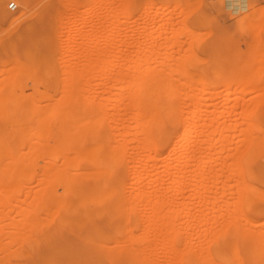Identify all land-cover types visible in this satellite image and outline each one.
I'll return each instance as SVG.
<instances>
[{
	"label": "bare ground",
	"instance_id": "1",
	"mask_svg": "<svg viewBox=\"0 0 264 264\" xmlns=\"http://www.w3.org/2000/svg\"><path fill=\"white\" fill-rule=\"evenodd\" d=\"M3 1L0 0V12L5 15L9 24L29 21L24 32L34 43L22 49L31 62L29 67L27 63V68H45L46 62L52 56L51 49L58 38L57 34L61 33L52 22L51 7L41 6L38 0L37 10L33 13L30 12L29 0H14L17 9L9 13L4 9ZM91 1L93 2L88 3V6L94 4V0ZM99 1L97 3L100 4ZM221 1L229 13L238 14L247 8L249 0ZM105 2L111 5L112 1ZM127 2L122 0L118 6L113 5L115 8H110V11L115 12V16L111 13L113 20L106 13L109 14V27L105 28L108 29L107 32L104 33V29L99 28L102 30L100 32L97 28L102 36L93 27L98 21L100 23L96 25L99 24V27L102 20H105L102 23H106L107 17L102 18L105 12L100 13L102 17L97 15L94 18L98 20L91 25L90 31L94 29L93 32L100 35L95 36L97 40L101 38L105 48L100 45L102 49H99L98 44L101 41L98 42L96 38L98 50L94 47L90 49L93 44L86 51H78V46L73 48L76 49L72 53L77 57L82 54L84 58H81L84 60H79V64L75 62L74 65H66L69 67L65 72V80L70 81L61 87L58 97L42 92L33 103L25 95L16 93V100L23 101L22 105V101H17L21 107L16 109V102H13L14 91L11 90L13 85L6 84L3 86L6 89L3 90L0 85L2 91L5 89L3 94L0 90V97H3V102L0 101V182L38 180L66 185L81 184L87 207L90 203L93 205V209L87 208L88 227L98 230L100 243L97 244L103 247V255L109 261L151 264H264V113L256 112L258 109L264 111V99L260 102L250 99L240 101L228 96L214 102L194 96L190 103L185 100L190 108L186 110L187 116L181 118V104H186L181 103L179 95L175 101L173 94L178 87L175 89V84L170 82L173 80L172 72H169L172 66L167 65L168 61L167 64L161 63L162 59H167L171 54H161L160 57L159 53L155 57V53L152 58L150 56L148 60H142L144 62L138 66L135 63L136 66L127 64L128 68L121 65V68L132 72L129 75H126L129 70L124 72L125 76L122 75L121 68L114 64L115 58L120 54V46L124 43L116 29L128 26L125 22L119 23L117 17L128 12ZM85 4L87 5H82L86 6ZM105 4V8H108V4ZM70 6L66 8L65 5V10H74ZM81 10L82 14L87 13L86 9ZM242 14L245 17L244 12ZM240 18L242 17L238 19ZM58 20L60 23L61 19ZM63 24L59 26H65L66 23ZM67 24L71 26L70 21ZM80 26H72V29ZM78 30L75 33L78 32L76 34L80 38L81 33ZM163 31L177 33L172 34V39L169 40L171 43L167 42L168 49L170 44L171 47L180 44L182 36L191 37L190 31L187 32L188 35L186 32L184 35V29L182 33L171 24ZM68 33L64 37L69 44L70 39H76L78 35L75 38V33L70 32L74 36ZM22 36L23 33H19V37ZM91 37L92 35L86 38L88 43L94 42V37ZM124 37L130 41L134 36ZM111 41L116 48L113 47L115 50H111L112 54L116 52L110 57L106 47L112 46ZM95 42L93 46H96ZM190 44L191 42L187 45L191 46ZM188 46L183 53L191 51L190 54L185 53L186 55L178 57L191 58L190 55L193 54L195 59L192 57V60L197 61L199 57L194 56V50L192 47L189 50ZM137 48L138 55L142 46ZM66 53L68 50L58 57L62 58ZM180 53L183 55L181 51ZM188 60L192 63L191 59ZM185 69L182 74H187L188 69ZM49 70L44 73H52ZM181 70L179 67L178 72ZM246 71L247 73L244 70L245 74L242 76L247 81L256 80L259 75L264 78L263 68L255 70L251 67ZM189 74L190 72L186 76ZM12 76L15 77V74ZM84 76L97 78L96 86L100 89L98 95H93L92 91L96 90L89 89V84L85 85L87 89H82ZM169 76L172 79L169 78L170 81ZM128 77L134 79L130 80ZM156 77L161 80L167 78L170 83L163 81L154 84L151 80ZM187 83L191 82L186 81L185 85L188 87L193 86ZM82 90L84 94L91 90L92 95L96 98L98 96L99 100L91 98V93L83 95ZM244 92V89H240L237 94ZM45 97L50 98V104L41 109L38 106ZM12 104L15 110L10 111ZM237 108L239 111L233 114V110ZM16 110H20V113L17 114ZM14 111L16 113L12 114ZM9 113L12 116H8ZM51 120L55 121L53 125L57 127L58 140L50 145L45 140H40V133L46 130L45 127ZM107 125H111L112 132L106 131ZM29 134L40 137L31 142ZM127 150L130 157L125 158H130V163L123 159ZM137 151L140 155L138 157ZM125 163L132 165L127 166L130 171L129 168L127 170L131 172L130 176L127 175L130 179H126L130 187L126 185L123 177ZM35 168L38 169L37 173L34 172ZM124 188L129 190L127 195ZM66 189L70 190L71 187Z\"/></svg>",
	"mask_w": 264,
	"mask_h": 264
},
{
	"label": "rangeland",
	"instance_id": "2",
	"mask_svg": "<svg viewBox=\"0 0 264 264\" xmlns=\"http://www.w3.org/2000/svg\"><path fill=\"white\" fill-rule=\"evenodd\" d=\"M37 1L38 0H29L30 12L33 11L34 13L37 10ZM79 1L40 0L41 6L49 5L51 7L52 22L54 25H57V27H55L57 29H60L59 31H61V33L59 32V34H57L58 38H56L53 43L51 49L52 56L49 61L46 62L44 66L45 68H27V63L29 67V64L31 62L23 53L22 49L25 46L34 43L33 39H30L25 36L27 33L24 32L27 28L29 21H20L14 25L9 24L5 18V15L0 12V85L2 86V90L3 88L6 89V87H3L6 84L10 83L11 85H13V88L11 89L12 91H14L15 94H13V96L15 97V99H13V102H16V107L14 106V108L19 109L21 106H19L20 102L17 104V101H22L16 100L18 97L16 96V93L25 95V97L29 99V102L30 100H33V103L35 102V100H37V98L40 97L39 95L42 92L55 96V98L58 97L62 90L61 87L65 85V83L67 85L70 81L65 80L67 76L65 75L66 69L70 66L71 63L74 65L75 62L78 63L79 60L81 61V59L84 58L82 54V58L81 56H75L76 54L74 55L72 52L76 48L74 50L73 48L75 46H78V51L80 49L81 51H86L87 49L89 50V47L92 44L94 45L95 38L97 40V37H100L99 34H101L100 32L102 30L99 28L104 29V33L107 32L106 30H108H105V28L109 27V20L107 15H111V13H114L115 16V12L110 11V8H115L119 5L122 0H111L112 2L108 0L109 2H111V5H109L110 3L108 4V2H105L106 0H100V4L97 3L98 0H94V4H90L91 6H88V3L93 2L91 0ZM127 1V3H129L127 4L128 9L126 8L128 12L125 14L118 15L117 17L119 23L124 24L125 22L126 24H128L127 27H121L119 29H116V32L120 33L122 41H124L123 45L120 46L121 49L119 56L117 55L118 57H116L114 60V64H116L117 67L121 68L120 66L122 65V67L125 66L124 68H128L129 65L127 66V64H133V66H138L139 64H142L144 62L142 60H148L150 56L152 58L155 53L156 55L160 53V57L161 54L163 56L171 54L170 56L168 55L167 59H162L161 63L167 64L166 61H168L167 65L172 66L169 72H172L171 78L174 81L170 78V76L168 77V80L169 78L172 80L169 81L172 82L171 84H175V89H177L178 87V89L176 90L177 92H174L173 94V97H175V101L178 100V95L179 97H181V103H185V100L186 102L190 103L192 100L191 98L194 96L204 98V100L208 99L207 101H209L210 99L214 102L224 100L228 96L233 97L234 99H240V101L250 99L255 102H260L264 99V78L262 79L259 75V78H257L256 80L247 81V78L242 76L243 74H245L243 73L244 70L247 73L246 70L251 67L255 70L259 68L264 69V0H249L247 8L243 11L245 17H243V12L238 14L229 13V11L224 8V3L221 0V2L218 0ZM10 2H14V0L3 1L4 9L9 13L17 9H10L8 7V3ZM174 2L178 6L175 5ZM84 3H87V5H82ZM105 3L108 4V8H105L107 7ZM164 3H167L168 5L166 6ZM74 4L77 5L75 6ZM95 4L98 5L96 8ZM65 5L66 8H69L70 6V8H74V10H65ZM67 5L69 6L67 7ZM93 5L95 6L92 7ZM174 5L176 6V8L174 7ZM103 6L106 10L108 9V11H105ZM82 8L86 9L87 13L82 14ZM92 8L95 9L93 10ZM101 8L104 11H102ZM101 12L103 14L105 12V14L102 15L103 17L101 16ZM97 15L98 17L102 18L107 17V24L105 22L102 23V21H105L102 20L100 27L98 26L99 24L96 25L99 21L95 24V26L98 27H93L97 31L98 29L100 30V32L98 31L99 34L97 32H93L94 29L93 31H90V27H92L91 25H93L95 21L98 20V18L96 20L94 19L97 17ZM238 16L242 18L238 19ZM111 17L112 15L109 16V19L113 20L114 17ZM58 19H61L62 23L61 20L59 23ZM66 21H70L71 28L68 25L69 23L67 24ZM71 21L73 22L71 23ZM78 22L79 24L81 23L82 27L78 24ZM63 23H66L65 26H59ZM104 24L107 26H102ZM168 24L173 25L177 30L182 31V29H184V35L185 32L188 35L187 32L190 31L189 36H194V39L193 37L191 38L187 36V38L186 35L182 36V34H180L182 36L181 37L179 35V38L181 37V45L178 44L179 47H177L178 45H175L174 48L171 47L170 44L168 49L167 46L169 44L167 45V42L172 39V34H175L168 31H163L165 28L168 27ZM75 25L81 27L73 28L75 29V31L79 28L78 31H80L81 33L80 38L79 34H76L78 32L75 33V31L72 29V26L74 27ZM66 29L69 31H66ZM62 31L64 32L62 33ZM21 32L23 33V36L19 37V33ZM67 32H69V35L71 33H75V38L78 35L76 39H70L69 44L67 42L68 40L66 41L65 39L66 37H64L67 36ZM192 32H194L196 35H194V33ZM90 33L92 35V39L97 34V37L95 36L93 39V43H88L87 41V39L91 36ZM75 34H72L70 36H74ZM125 35H133L134 37L131 38V40L129 41L124 37ZM58 39L60 40V42ZM98 39L99 40L97 41L100 42L101 38ZM85 40L87 42H84ZM111 42V48L108 47V45L106 47L108 50L107 54L110 55V57L116 52L115 51L112 54V49L115 48V45L113 44V41ZM189 42H191V46H188ZM194 42H196V44H194ZM96 43L97 42H95V45ZM101 43L98 44L99 49L105 48L103 47L104 44ZM128 43H130L131 45H128ZM168 43L171 42L169 41ZM150 44L153 45V47L150 46ZM66 45L68 48L66 47ZM93 45L92 47H90V49H92L93 47L94 49H96L97 45ZM100 45L102 46V48ZM138 46H142V51L140 52V54L137 55V52L139 51V49L137 48ZM187 46L189 50L191 49L189 47H192V50H194V52L192 51V53H195L194 56L196 55L197 58L199 57L197 61H194L195 57H193V54L190 55L191 58L185 56L187 57L186 60L184 59L185 57L179 58L186 55L187 53L190 54L191 51L183 53V50H185ZM64 47L67 48L65 50H68V53H66L65 56L63 55L62 58L65 59L62 61V58L58 56H62V53L64 54ZM69 47L72 49H70ZM154 50L158 51V53ZM180 51L183 53V55L180 53ZM106 57L109 58V56ZM155 57H158V55ZM192 57L194 58L193 60ZM134 59L136 60L132 61ZM187 59H191L192 63L189 60L188 62ZM83 60L84 59H82L81 62H83ZM129 61L132 62L130 63ZM61 62H64V64H61ZM17 63L18 65H21L22 68L21 66H18ZM122 63H126V65H123ZM66 65L69 66L67 67ZM152 66L150 68H153ZM179 67L182 69L181 72H178ZM183 67L188 69L187 74L188 72H190L188 76H186V72L182 74L184 69ZM47 68H52V71H50L51 69L49 70ZM43 69H45V73L47 70H49L48 72L52 73L45 74L42 71ZM15 70L19 71L17 72L18 74ZM128 70L129 69L121 68L122 75L125 76L126 73L124 72H128ZM129 71L130 72L126 75H129L130 73L132 74L131 70ZM13 73L15 74V77L12 76L14 75ZM176 74L178 75V77ZM256 75L258 76V74ZM87 76H84V81L82 80V89L84 90V88L87 89L89 87V89L91 90H96L95 92L92 91V93H94L93 95H98L100 93H98L100 89L99 86H96L98 83L97 78L90 79L89 77L87 78ZM131 76L132 75H130V78ZM192 76L193 78H195V80H193ZM12 77L16 79L14 80L12 79ZM130 78L128 77V79ZM158 78L159 77L154 78V81L151 80L152 83L160 84L161 82L163 83V81L165 83H170L167 78L166 80H161V78ZM35 79H38V81ZM186 81L191 82L187 84L193 86L191 87L189 85L190 87H188V85H185ZM85 85L88 87H86ZM179 85H181V88H179ZM240 89H244L245 92L237 94ZM4 91L0 93L3 94ZM90 91L88 90L89 93L87 94L86 92V94L89 95L91 93ZM82 93L83 95H86L84 94V91ZM93 95L91 96V98H95V100L98 101V96L96 98V96ZM20 97L18 99H20ZM2 98L0 99V101H2ZM45 98L44 100L42 99L43 101H41L38 106L41 109H45L50 104V102L48 101L50 98ZM24 102L28 103L26 101ZM189 103H185L186 105L181 104V118L183 116H187L186 110L187 108H190ZM22 104L23 101L22 103H20V105ZM26 105L27 104H25V106ZM14 108L12 104V109L10 111H13ZM237 110L238 108L233 110V112L231 109L233 114H237ZM16 111H18L17 114L20 113V110ZM16 111H14L12 114L16 113ZM262 111V109L256 110V112L259 114H263L264 111ZM240 112H238L239 115ZM10 115L11 113H9L8 116ZM54 122V120L49 121V124L47 125V127H45L46 130L43 133H40L41 137L39 136L40 140H45L46 143L50 145L54 144L58 140V130L57 127L53 125ZM110 126L108 127L107 125L105 127L107 132H112L113 129L110 128ZM31 135L28 136L29 139H32L31 142H34L39 139V137L36 138L35 136ZM126 153L127 155L123 156L125 162L127 160L125 156L130 157L128 156V150ZM136 155V157L140 156L138 151ZM128 159L129 160L127 161L128 163H130V158ZM125 164L126 165H124L122 172L124 173L123 177L126 181L124 182L127 183L129 182L128 180L130 179V177L128 176H130L131 172H129L130 167H128L129 169L127 168V166H129L130 164ZM36 171L38 172L37 168H35L34 172ZM127 172L129 174H127ZM127 178L128 180H126ZM164 181L166 182L165 179ZM143 184L145 186V182H143ZM126 185L128 186V183ZM66 187H71V189L67 190ZM128 187H130V183ZM81 188V184L66 185L56 182H41L38 180L0 182V264H151L117 263L109 261L104 257V249L102 246L98 245L100 243L98 240V230H91L88 227L89 221L87 217V208L93 209V205L90 203L87 207L88 204L83 199ZM150 188H153V186H150ZM128 192L129 190L127 191L126 195L128 194ZM157 264L162 263L159 262Z\"/></svg>",
	"mask_w": 264,
	"mask_h": 264
},
{
	"label": "built area",
	"instance_id": "3",
	"mask_svg": "<svg viewBox=\"0 0 264 264\" xmlns=\"http://www.w3.org/2000/svg\"><path fill=\"white\" fill-rule=\"evenodd\" d=\"M8 7H9L10 9H12V10H14V9L16 8L15 3H13V2H10V3L8 4Z\"/></svg>",
	"mask_w": 264,
	"mask_h": 264
}]
</instances>
